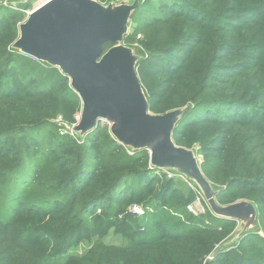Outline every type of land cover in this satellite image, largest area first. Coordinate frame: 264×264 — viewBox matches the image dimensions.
<instances>
[{
  "label": "trees",
  "instance_id": "obj_1",
  "mask_svg": "<svg viewBox=\"0 0 264 264\" xmlns=\"http://www.w3.org/2000/svg\"><path fill=\"white\" fill-rule=\"evenodd\" d=\"M138 8L123 43L141 56L149 112L185 109L174 144L197 151L217 204L256 205L254 229L224 247L238 223L191 214L193 192L149 169L148 151L103 123L83 138L66 130L78 96L58 69L12 49L25 15L0 5V264H264V0ZM110 232L127 244L103 243Z\"/></svg>",
  "mask_w": 264,
  "mask_h": 264
},
{
  "label": "water",
  "instance_id": "obj_2",
  "mask_svg": "<svg viewBox=\"0 0 264 264\" xmlns=\"http://www.w3.org/2000/svg\"><path fill=\"white\" fill-rule=\"evenodd\" d=\"M141 0H47L18 26L12 49L56 68L69 79L81 112L72 135L85 137L103 123L112 138L131 151L146 150L152 168L172 171L195 184L210 213L238 223L231 246L257 222L254 203L217 204L216 190L203 175L194 149L178 147L173 131L185 109L153 115L137 75L141 56L124 45ZM112 45L104 51V46ZM208 264V263H207Z\"/></svg>",
  "mask_w": 264,
  "mask_h": 264
},
{
  "label": "built area",
  "instance_id": "obj_3",
  "mask_svg": "<svg viewBox=\"0 0 264 264\" xmlns=\"http://www.w3.org/2000/svg\"><path fill=\"white\" fill-rule=\"evenodd\" d=\"M47 0H2L0 2V5L4 8H8L14 11H20L25 15L26 18L41 4H43ZM66 129V128H65ZM71 133V132H70ZM72 134V133H71ZM131 151V150H130ZM128 153L131 154V152L128 151ZM149 169H153L151 166H149ZM167 179L171 180H182L183 185L193 192L194 194V201L187 206V210L193 214V215H204L209 210L207 204L205 203V200L201 193L199 192L198 188L193 184L192 182L186 180L185 178L175 174L172 171H163L160 170ZM130 212L138 217L143 216V210L141 207L137 205H133L130 208Z\"/></svg>",
  "mask_w": 264,
  "mask_h": 264
},
{
  "label": "rangeland",
  "instance_id": "obj_4",
  "mask_svg": "<svg viewBox=\"0 0 264 264\" xmlns=\"http://www.w3.org/2000/svg\"><path fill=\"white\" fill-rule=\"evenodd\" d=\"M140 13V9L138 8L136 11H135V15L138 14L139 15ZM129 31H131V28H129ZM197 150V148H196ZM197 152V151H196ZM199 161H200V156L197 155ZM175 183L176 184H181L183 186V181L182 180H175ZM254 229V228H253ZM252 229V230H253ZM103 243L105 244H110V245H116V246H123L125 244H127V241L122 239V238H118L117 236H115L112 232H110V234L108 235V237L104 238L103 240ZM231 241V240H229ZM228 241V242H229ZM227 243V242H226ZM91 244H82V245H79L77 248L73 249L71 252H69V255L71 256H81L82 254H84L89 248H90Z\"/></svg>",
  "mask_w": 264,
  "mask_h": 264
}]
</instances>
